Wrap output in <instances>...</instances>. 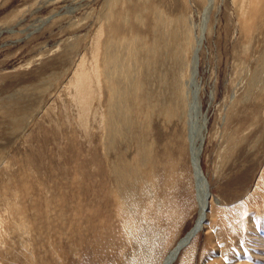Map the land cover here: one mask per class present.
<instances>
[{
  "label": "rangeland",
  "instance_id": "obj_1",
  "mask_svg": "<svg viewBox=\"0 0 264 264\" xmlns=\"http://www.w3.org/2000/svg\"><path fill=\"white\" fill-rule=\"evenodd\" d=\"M190 81L175 264H264V0H0V264H164Z\"/></svg>",
  "mask_w": 264,
  "mask_h": 264
},
{
  "label": "bare ground",
  "instance_id": "obj_2",
  "mask_svg": "<svg viewBox=\"0 0 264 264\" xmlns=\"http://www.w3.org/2000/svg\"><path fill=\"white\" fill-rule=\"evenodd\" d=\"M210 3H212V2H210ZM118 24H119V22H118ZM111 30H112V28H111ZM111 30H110V33H111ZM112 35H113V33H112ZM113 37L115 38V35H113ZM113 37H112V39H113ZM134 37H135V35H134ZM107 39H108V36H107ZM200 44H202L201 41H200ZM200 44H198V45H200ZM110 47H112V50L110 52V54L112 55L110 60H109L110 62H112V58L115 55H118L120 58L122 57V51H120V49H121L120 47L118 48L117 45H110ZM193 49H194V54H193L192 61H191V64H190L191 68H193V70H191L192 71V75L194 74V70H196L198 65H199V64L198 65L196 64L197 61H196V58H195L196 57V52H199V48L197 49V46H195ZM112 64L115 67V69L117 68L116 70H118V67L114 64V62H112ZM117 64L119 65V59H117ZM195 74H196V72H195ZM83 79H84V77H80L79 78V82H80L81 86H82ZM195 80H197V79H195ZM191 83H192L191 81L188 83V90L189 91L185 92V94H186L185 98H186V107H187V110H188L187 111V115H188V123H187V125H188V140H189V145H190L189 151H190V155H191L192 169L194 170V183H195V185H197L196 186V188H197V190H196V198H197V201L199 202L198 220L196 221L195 226L190 230V232L187 233L184 236V238L181 239L177 243L175 248L169 253V256L164 261V264H175L176 263L175 261L178 259L180 253L184 250L183 248H186V246L188 244H190V242L199 234V232H201V230L203 229L204 223L207 220V216L206 215H207V211L209 209V202H210V198H211V187H210V185H209V183H208V181H207V179H206V177L204 175V171L201 168V157H202L201 154H202L206 139L204 138L205 141L202 144V142H203L202 139L203 138L202 137L200 138L199 132H195V130H194V126H195L194 123L196 121L195 120L196 118L194 116L195 115V109L194 108L198 109L199 124L201 126H203V124L204 125L207 124V129H208V116H207V113L206 114L203 113V109H202L201 101H200L199 89L197 87L194 88V91L192 93ZM84 92H86V90H84ZM205 122H207V123L205 124ZM207 129L205 130V136H206ZM199 167L201 168L203 174H202V172H201ZM185 243H186V246H184Z\"/></svg>",
  "mask_w": 264,
  "mask_h": 264
},
{
  "label": "water",
  "instance_id": "obj_3",
  "mask_svg": "<svg viewBox=\"0 0 264 264\" xmlns=\"http://www.w3.org/2000/svg\"><path fill=\"white\" fill-rule=\"evenodd\" d=\"M198 57H199V52H196V57H195V58H196V61H197V63H196L197 65H198V59H199ZM194 109H195V115H194V116H195V118H196V119H195L196 121H195V123H194V125H195V126H194V130H195V132H199V134H200V138H201V137L203 138V139H202V140H203L202 144H203L204 141H205L204 138H205V130L207 129V124H206L207 122H205L206 125L203 124V126H201V125L199 124V120H198V117H199L198 109H197V108H194ZM199 168H200V167H199ZM200 170H201V168H200ZM201 172H202V170H201ZM202 174H203V172H202ZM207 192H208V191H207ZM184 246H186V243L184 244ZM184 246H183V247H184ZM183 249H184V248H183Z\"/></svg>",
  "mask_w": 264,
  "mask_h": 264
}]
</instances>
